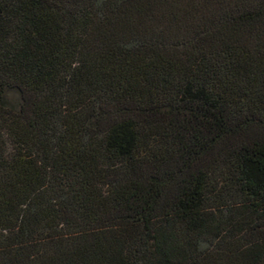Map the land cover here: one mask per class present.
Segmentation results:
<instances>
[{
	"label": "trees",
	"instance_id": "trees-1",
	"mask_svg": "<svg viewBox=\"0 0 264 264\" xmlns=\"http://www.w3.org/2000/svg\"><path fill=\"white\" fill-rule=\"evenodd\" d=\"M0 264H264V0H0Z\"/></svg>",
	"mask_w": 264,
	"mask_h": 264
}]
</instances>
